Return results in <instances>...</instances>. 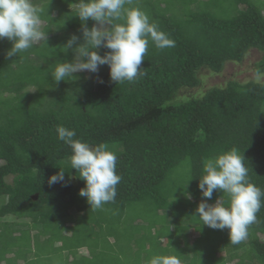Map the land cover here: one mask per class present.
<instances>
[{
  "label": "trees",
  "instance_id": "16d2710c",
  "mask_svg": "<svg viewBox=\"0 0 264 264\" xmlns=\"http://www.w3.org/2000/svg\"><path fill=\"white\" fill-rule=\"evenodd\" d=\"M261 1L132 0L126 7H138L175 43L158 49L149 42L145 74L116 84L107 65L98 78L82 71L53 81L58 63L81 59L78 0H33L46 41L4 59L2 42L12 43L0 39V264H147L154 255H178L181 264H264V207L238 245L228 229L193 217L202 200L221 196L227 207L221 192L207 200L198 189L205 158L236 148L250 182L264 190V80L201 87V71L220 74L251 50L259 53L254 72L264 71ZM73 35L77 45L66 49ZM58 125L116 154L122 179L114 201L93 209L79 196L85 183L70 167ZM60 170L65 183L50 186ZM120 236L136 247L134 258H115ZM56 255L63 257L55 263Z\"/></svg>",
  "mask_w": 264,
  "mask_h": 264
},
{
  "label": "clouds",
  "instance_id": "9594fccd",
  "mask_svg": "<svg viewBox=\"0 0 264 264\" xmlns=\"http://www.w3.org/2000/svg\"><path fill=\"white\" fill-rule=\"evenodd\" d=\"M132 0H78L72 4L75 15L81 21L83 43L79 50L81 59L76 62H61L55 66L51 77L55 83L74 77V73L86 71L97 73L100 66L109 68L110 81L116 84L134 81L145 73L140 67L148 51L149 42L158 49L173 47L174 41L150 22L146 13L138 7H126ZM96 24L89 29L86 22ZM119 21H122L120 23ZM40 9L33 0H0V39L12 43L6 56L11 58L26 52L39 41H46V32L41 30ZM110 25L108 30H101ZM78 37L73 35L65 48L73 49ZM108 49L103 56L98 49ZM86 58V59H85ZM255 79L264 80V71L255 70ZM57 138L71 149L68 157L71 169L79 174L85 187L79 196L86 198L90 208L99 209L114 201L116 186L122 177L117 174V156L107 144L95 146L76 139L75 130L64 126L55 129ZM236 148L202 160V175L198 189L202 197L210 200L213 192L227 197V207L221 196L214 204L202 200L193 217L200 225L214 230L228 229L232 245H238L249 236V226L257 222V213L264 207V190L250 182L248 168ZM49 185L65 183V172L59 171L48 179ZM147 264H181L178 255H154Z\"/></svg>",
  "mask_w": 264,
  "mask_h": 264
},
{
  "label": "rangeland",
  "instance_id": "374dc122",
  "mask_svg": "<svg viewBox=\"0 0 264 264\" xmlns=\"http://www.w3.org/2000/svg\"><path fill=\"white\" fill-rule=\"evenodd\" d=\"M261 2H262V5H264V0ZM2 44L4 48L1 51H4V49L5 50L11 49V47H8V45L5 42H2ZM5 45H7V47ZM0 48H1V45H0ZM1 51H0V54L2 53ZM2 55L4 59H7L6 53H2ZM258 59H259V53L256 50H251L247 54L243 62L226 64L224 70L220 74H212L207 70H203L201 71V78L204 84L201 87H203L204 89L207 86L214 85V84L223 85L225 84L227 80L232 79V78L237 79L239 81H248V80L255 79L254 64ZM76 60L78 61V59ZM86 75H90V76L92 75L95 78H98L100 76V73L99 71L97 73H90L86 71ZM182 205H186V203L182 202ZM4 219L7 221H15V218L13 216H8ZM113 225H114L113 227L116 229L121 228V224H118V222H115V224ZM152 232L154 233V230H152ZM118 239H119V242L118 244L113 246V251H112L113 254H115V258L121 257V260H124V257H122L121 255L122 253L124 256L131 254V257L134 258V248L136 247L132 245V243H130L128 240H126V237L124 236L122 237L120 236ZM169 240L170 238H167V241ZM63 243L64 241L62 240L61 242L57 243L56 246L62 245ZM144 255L146 254L144 253ZM61 257L63 256L56 255L55 257H53V262L55 263L58 262L61 259Z\"/></svg>",
  "mask_w": 264,
  "mask_h": 264
}]
</instances>
